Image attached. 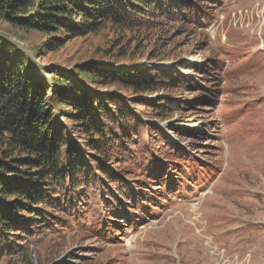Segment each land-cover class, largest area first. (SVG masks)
<instances>
[{
    "label": "rangeland",
    "instance_id": "374dc122",
    "mask_svg": "<svg viewBox=\"0 0 264 264\" xmlns=\"http://www.w3.org/2000/svg\"><path fill=\"white\" fill-rule=\"evenodd\" d=\"M181 1L169 8L170 53L156 62L178 65L204 88L176 90L192 106L155 119L167 144L159 136L158 150L139 146L133 163L123 162L121 184L143 192L122 196L121 212L105 211L98 193L83 196V210L28 236L23 249L0 250V264H264V0ZM15 32L0 24V34L41 66H71L99 56L104 45L102 36H89L37 58L31 46L42 36L28 31L18 39ZM205 90L209 102L194 101ZM152 161L163 172L149 184Z\"/></svg>",
    "mask_w": 264,
    "mask_h": 264
},
{
    "label": "trees",
    "instance_id": "16d2710c",
    "mask_svg": "<svg viewBox=\"0 0 264 264\" xmlns=\"http://www.w3.org/2000/svg\"><path fill=\"white\" fill-rule=\"evenodd\" d=\"M177 1L0 0V24L14 27L18 39L28 31L42 36L31 46L37 58L89 36H102L104 44L97 57L41 66L0 34V250L49 232L54 220L83 210L89 193L99 194L105 211L121 212L118 203L143 192L121 184L123 162L133 163V151L155 147L159 136L167 144L155 119L192 106L176 90L204 88L178 65L156 62L170 53L167 19ZM196 95L203 103L212 96ZM151 168L149 184L163 172L156 161Z\"/></svg>",
    "mask_w": 264,
    "mask_h": 264
},
{
    "label": "bare ground",
    "instance_id": "6f19581e",
    "mask_svg": "<svg viewBox=\"0 0 264 264\" xmlns=\"http://www.w3.org/2000/svg\"><path fill=\"white\" fill-rule=\"evenodd\" d=\"M222 30H223V32H224V28H223V29L221 28V30H220V26H219L217 29H214V30H213V32H212V41H213L215 44H216V41H217V39H218V37H219V34H220V32H221ZM259 35H260V33H259ZM257 37H258V36H257ZM226 40H227V39H225L223 43H225ZM214 194H215V190L213 191V195H214ZM214 196H215V195H214ZM203 199H204V198H203ZM200 204H201V206H202V204H203V200H202V202H201ZM201 210H203V208H202ZM204 213H205V210H203L202 213L200 214L201 218L203 217ZM207 228H208V226H204V228L201 230V232H203V231H207V230H206Z\"/></svg>",
    "mask_w": 264,
    "mask_h": 264
}]
</instances>
